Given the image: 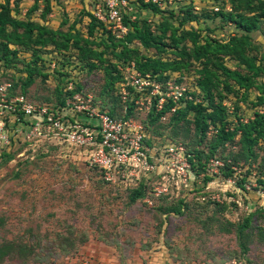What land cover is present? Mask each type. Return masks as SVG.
Instances as JSON below:
<instances>
[{"label": "rangeland", "instance_id": "obj_1", "mask_svg": "<svg viewBox=\"0 0 264 264\" xmlns=\"http://www.w3.org/2000/svg\"><path fill=\"white\" fill-rule=\"evenodd\" d=\"M90 4V0H53L49 11L53 29L70 28L86 35ZM197 5L206 7L204 16L199 24L185 23L184 27L200 25L204 32H212L222 41L241 34L218 15L222 8L230 10L229 0H201ZM211 6L219 8L217 14ZM39 15V10L31 14ZM141 17L154 29L161 18L148 12ZM163 17L176 24L181 19V15ZM250 35L255 46L252 53L264 57V19ZM99 38L96 41L101 43ZM106 43L98 50L112 61V45ZM140 49L146 55L172 56L169 50L158 54L153 49ZM39 54L41 73L27 88L20 84L32 55L22 53L8 67L0 62V84H12L8 94L17 80L12 95L22 91L35 104L55 111L61 109L64 98L78 93L84 104L116 116L136 117L144 125L149 145L154 141L162 149L171 141L170 135L191 149L208 151L214 127L200 140L191 122L174 124L167 118L169 113L152 122L153 113H149L144 99L136 97L139 103L132 102L126 108L115 85L109 88L105 82L103 69H87L74 48L58 50L49 44L40 48ZM224 62L228 67L243 69L235 59ZM194 71L191 67L186 74V85H192ZM69 84L74 90L71 95L61 90L68 89ZM256 94L252 90L245 99L240 98L241 92L225 96L231 123L238 116L245 121L253 117ZM5 120H11V125L13 118ZM50 136L10 138V144L0 141V264H86L89 257L110 259L113 264H264L263 141L255 147V155L232 166V173L211 176L194 169V176L184 184L175 181L168 193L156 196L154 188L160 185L164 173L162 161L157 162V171L151 176L140 174L139 179H133L135 173L126 169L107 182L88 164L86 149ZM235 151V145L220 147L217 154L231 156ZM138 187L143 195L133 201L131 191ZM247 218L248 226L239 233ZM87 247L96 253L86 256Z\"/></svg>", "mask_w": 264, "mask_h": 264}, {"label": "trees", "instance_id": "obj_2", "mask_svg": "<svg viewBox=\"0 0 264 264\" xmlns=\"http://www.w3.org/2000/svg\"><path fill=\"white\" fill-rule=\"evenodd\" d=\"M19 1L0 2V62L8 67L14 65L22 53L33 56L25 68V76L20 84L22 87L30 86L36 76L41 73L38 66L42 60L39 50L49 44L54 45L58 50L74 48L78 52L79 61L83 62L87 69L102 68L104 80L109 88L114 85L116 87V83L122 78L117 69L118 64L129 60L136 63L141 74H148L152 79L163 83L170 77H174L172 79L175 83L186 84V74L191 67H194L195 73L190 76L192 85L187 84L190 88L189 93L193 96L191 100L182 97L174 103L169 98L163 103L162 108L157 110L155 106L157 97H155L152 98L153 101L148 110L149 113L151 111L153 113L150 115L152 122L162 120V117L168 113L170 115L167 118L174 124L191 122L200 140L206 137L209 128L216 129L208 143L206 153L196 148L191 149L185 142L168 135L171 141L182 143L186 147L193 170L206 171L209 160L216 158L223 162L220 166L221 174L225 171L232 173V166L238 164L239 160H248L255 155V147L260 141L264 142V80H260L264 77V57H258L257 54L252 53L255 46L251 42L250 35L260 27V20L264 19V0H229L230 10L222 8L218 11L219 13L215 12L224 22L234 24L241 30V34L233 35L227 41L213 37L212 32H204L200 25L184 27L185 23L199 24V19L204 16L206 7L202 5L200 10L195 11L192 1L180 4L176 9L169 7L161 9L151 2L143 4L146 10L161 17L155 24V29L154 25L146 23L143 19L130 22L129 30L122 39L111 35L88 11L86 14L89 17V25L86 35L70 28L66 31L53 29L51 19H49L53 0H45L43 7H39L35 2L26 16L19 17ZM37 10L40 11V15L31 16ZM164 14L173 18L181 15V19L176 24L170 21L169 17L164 18ZM97 37H100L101 43L96 41ZM106 42H111L112 45L114 56L112 61L104 57L103 50H98L99 45H107ZM134 43L138 46H134ZM140 48L153 49L158 54L169 50L172 56L146 55L140 51ZM227 58L235 59L243 69L228 67L224 62ZM173 73L178 75L173 76ZM17 82L15 80V83ZM15 83L10 95L13 94ZM61 90L68 95L74 91L73 88L69 92ZM252 90L257 92L252 102L253 117L245 121L238 116L234 123H231L227 116L225 96L229 93L239 94L241 92L240 98L245 99L247 93ZM131 91L133 92L132 87H128V92L131 93ZM18 93L26 95L22 91ZM136 97L138 94L131 98L128 95L125 101L126 108L132 102L135 103ZM64 101L65 98L61 101L63 105ZM174 106L175 109L171 112L170 109ZM108 113L117 118L136 119L129 114L116 116L113 112ZM234 145L236 148L234 154L220 156L221 158L218 156V148H231ZM262 160L264 162V155ZM142 195V190L138 187L131 191L130 199L135 201ZM248 223L249 218L239 228V233L243 232Z\"/></svg>", "mask_w": 264, "mask_h": 264}, {"label": "built area", "instance_id": "obj_3", "mask_svg": "<svg viewBox=\"0 0 264 264\" xmlns=\"http://www.w3.org/2000/svg\"><path fill=\"white\" fill-rule=\"evenodd\" d=\"M34 1L39 7H43L45 0ZM191 1L194 4V10H200L201 7L197 5L200 0H90L92 9L89 11L111 35L122 39L129 30L128 24L143 18L141 13L146 10L143 4L151 2L161 9L168 7L176 9L178 5ZM210 8L214 11L219 10L217 6ZM117 69L122 78L116 83V88L124 102L128 95L130 98L133 97V94L128 92V87H132L139 99L146 101L148 110L152 98L155 97H157L155 104L157 110H160L169 98L174 103L182 97L189 100L193 98L186 84L175 83L172 79L174 77H170L165 83L156 81L148 74H141L133 60L119 63ZM11 87L12 84L8 81L0 84V141L2 143L10 144V138L22 139L21 136L47 137L52 134L53 136L50 137L74 147L86 149L88 164L100 171L107 182L114 181V175L126 169L135 173L133 179H139L140 174L151 176L157 171V162L162 161L160 166L164 168V173L161 175L160 185L154 188L156 196L168 193L175 181L184 184L189 177L194 176L189 154L182 143L167 141L162 149L161 145L154 141L149 145L146 143L149 136L144 125L135 118L113 117L106 110L88 103L84 104L78 93L72 95V98L67 97L60 110L53 111L47 105L35 104L23 93L8 94ZM67 88L63 90L72 89V84H69ZM135 103L139 101L136 100ZM174 109L175 106L170 111ZM7 117L13 118L11 125H9L11 120L6 122ZM164 118L165 116L162 117ZM208 164L207 174L221 175L220 166L223 165L221 160L213 158ZM93 259L87 258L86 264H113L110 260Z\"/></svg>", "mask_w": 264, "mask_h": 264}, {"label": "crops", "instance_id": "obj_4", "mask_svg": "<svg viewBox=\"0 0 264 264\" xmlns=\"http://www.w3.org/2000/svg\"><path fill=\"white\" fill-rule=\"evenodd\" d=\"M0 2H3V1L0 0ZM34 3H35L34 0H20L18 5H19V9H20L21 12H19L18 16H19V17H24V16H26L28 10L31 8V6H32ZM52 3H53V2H52ZM40 7H41V6H40ZM145 12H148V13L153 14V13H152L151 11H149V10H145L143 13H145ZM153 15H154V14H153ZM51 18H52V20L50 21V23H51V25L53 26V25H54V23H53L54 20H53V17H51ZM56 25H57V24H56ZM87 250H88V252L85 253L86 256H87V255L92 256L93 254L96 253V251L94 250V248L91 249V247H87ZM107 260H110V259H107Z\"/></svg>", "mask_w": 264, "mask_h": 264}]
</instances>
